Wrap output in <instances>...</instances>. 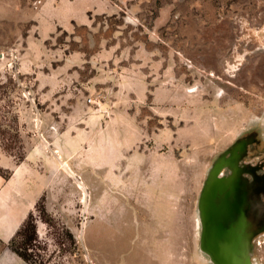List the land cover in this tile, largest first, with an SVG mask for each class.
<instances>
[{"label": "rangeland", "instance_id": "374dc122", "mask_svg": "<svg viewBox=\"0 0 264 264\" xmlns=\"http://www.w3.org/2000/svg\"><path fill=\"white\" fill-rule=\"evenodd\" d=\"M0 53V264L30 211L32 264H264V0H0Z\"/></svg>", "mask_w": 264, "mask_h": 264}, {"label": "trees", "instance_id": "16d2710c", "mask_svg": "<svg viewBox=\"0 0 264 264\" xmlns=\"http://www.w3.org/2000/svg\"><path fill=\"white\" fill-rule=\"evenodd\" d=\"M44 211V208L41 209ZM32 212H28L21 225L7 241V247L24 261L31 263L32 251L37 241L35 226L32 223Z\"/></svg>", "mask_w": 264, "mask_h": 264}, {"label": "crops", "instance_id": "0c3cea01", "mask_svg": "<svg viewBox=\"0 0 264 264\" xmlns=\"http://www.w3.org/2000/svg\"><path fill=\"white\" fill-rule=\"evenodd\" d=\"M2 194H3V179L0 176V197H2Z\"/></svg>", "mask_w": 264, "mask_h": 264}, {"label": "built area", "instance_id": "2783aa9c", "mask_svg": "<svg viewBox=\"0 0 264 264\" xmlns=\"http://www.w3.org/2000/svg\"><path fill=\"white\" fill-rule=\"evenodd\" d=\"M0 55H2V53H0Z\"/></svg>", "mask_w": 264, "mask_h": 264}, {"label": "bare ground", "instance_id": "6f19581e", "mask_svg": "<svg viewBox=\"0 0 264 264\" xmlns=\"http://www.w3.org/2000/svg\"><path fill=\"white\" fill-rule=\"evenodd\" d=\"M83 185V184H82ZM86 190V189H85ZM85 200V199H84Z\"/></svg>", "mask_w": 264, "mask_h": 264}]
</instances>
